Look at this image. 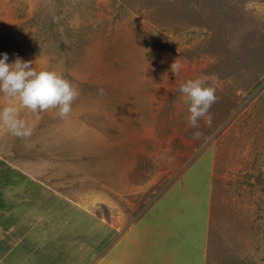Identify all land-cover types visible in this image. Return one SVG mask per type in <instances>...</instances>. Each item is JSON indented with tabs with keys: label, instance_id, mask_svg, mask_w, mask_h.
<instances>
[{
	"label": "rangeland",
	"instance_id": "1",
	"mask_svg": "<svg viewBox=\"0 0 264 264\" xmlns=\"http://www.w3.org/2000/svg\"><path fill=\"white\" fill-rule=\"evenodd\" d=\"M3 52L78 96L62 118L0 93L32 128L0 122V264H131L158 196L167 241L207 213V264H264V0H0ZM196 77L218 97L199 138L177 90Z\"/></svg>",
	"mask_w": 264,
	"mask_h": 264
},
{
	"label": "clouds",
	"instance_id": "2",
	"mask_svg": "<svg viewBox=\"0 0 264 264\" xmlns=\"http://www.w3.org/2000/svg\"><path fill=\"white\" fill-rule=\"evenodd\" d=\"M171 69L176 74L179 65L173 63ZM177 90L188 104L186 119L194 129L192 135L199 138L202 133L198 129V121L203 118L207 123L211 122L209 109L218 99L216 89L206 84L202 77H196L182 81ZM98 91L103 93L104 89L99 88ZM0 93L17 98L20 106L32 112L57 109L62 118L71 112L72 103L78 96L77 88L61 73L52 69L37 70L32 60L19 56L9 61L7 52L0 53ZM19 112L20 108L15 103H7L0 107V122L13 135L28 137L32 128Z\"/></svg>",
	"mask_w": 264,
	"mask_h": 264
},
{
	"label": "crops",
	"instance_id": "3",
	"mask_svg": "<svg viewBox=\"0 0 264 264\" xmlns=\"http://www.w3.org/2000/svg\"><path fill=\"white\" fill-rule=\"evenodd\" d=\"M160 199L161 197L158 196L154 200V204L145 214V218L138 219L131 226V264H178L175 252L181 244V237L182 240L183 238L191 237V240L188 242L186 250L179 255L181 257L179 264H207L208 260L206 259L207 256L203 244L207 240V213L204 222H202L200 232L196 230L193 231V234L188 231L187 233L183 231L182 234L175 233V239L167 241V236L169 238L173 236V229L169 219L170 209L171 214L175 212L172 206H167L164 201L160 202ZM205 202L207 206L208 201L206 200ZM189 213L190 211H188ZM182 220H184V217ZM175 249L176 251H174ZM169 250L172 251L171 255L165 256ZM152 255L153 257H151ZM150 257L152 259H149Z\"/></svg>",
	"mask_w": 264,
	"mask_h": 264
},
{
	"label": "bare ground",
	"instance_id": "4",
	"mask_svg": "<svg viewBox=\"0 0 264 264\" xmlns=\"http://www.w3.org/2000/svg\"><path fill=\"white\" fill-rule=\"evenodd\" d=\"M59 201V200H58ZM8 252V251H7Z\"/></svg>",
	"mask_w": 264,
	"mask_h": 264
}]
</instances>
